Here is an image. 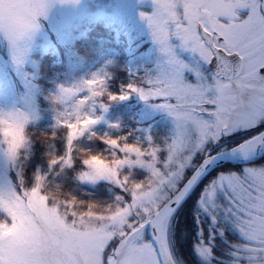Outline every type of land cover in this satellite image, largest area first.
<instances>
[{
    "label": "snow or ice",
    "instance_id": "snow-or-ice-1",
    "mask_svg": "<svg viewBox=\"0 0 264 264\" xmlns=\"http://www.w3.org/2000/svg\"><path fill=\"white\" fill-rule=\"evenodd\" d=\"M153 4L141 16L167 67L142 96L165 98L173 117L163 159L101 234L49 226L0 239V264H264V0Z\"/></svg>",
    "mask_w": 264,
    "mask_h": 264
},
{
    "label": "rangeland",
    "instance_id": "rangeland-1",
    "mask_svg": "<svg viewBox=\"0 0 264 264\" xmlns=\"http://www.w3.org/2000/svg\"><path fill=\"white\" fill-rule=\"evenodd\" d=\"M46 4L48 0H0V13L7 17V22L0 26V106L11 107L18 119L35 123L40 116L36 106L39 90L35 82L38 62L34 54L47 50L59 54L63 49L70 62L69 70L74 73L82 65L74 42L85 35L84 24L106 20L104 33L96 32L101 37L100 44L94 45V49L90 47L94 57L86 71L75 75L72 84L48 93L47 99L57 107L53 109L51 123L56 126L66 124L71 141L106 130L113 122L120 124V110L110 112L105 104L95 101L106 87L107 69L115 63L117 54L122 51L128 56L126 63L133 72L144 68L145 64L149 65V77H156L161 67H167L166 55L153 39L147 19L141 16V13L153 12V0H79L77 4L51 0L49 7ZM29 22H35L39 27L29 31ZM169 43L175 46L174 51L180 59L194 63L193 54L180 47L178 37L170 36ZM71 72L68 73L73 76ZM184 75L188 81L194 82L190 71L185 70ZM134 89L140 103L139 120L158 117L167 124L170 137L173 117L162 107L167 100L152 95L144 98L142 93L152 91L149 86ZM12 136L15 137V130ZM124 152L125 157L114 164L105 163L102 168L85 171L83 180L89 183L106 180L120 185L118 168L137 166L148 173L150 166L164 157V154L161 156L154 150L146 153V157L137 149L124 148ZM14 160L13 157L0 155V239L22 238L49 226L73 234H101L102 226L123 211L119 208L104 216H75L67 220L36 190L21 192L14 187L9 177ZM139 189L140 185L133 186L132 194L136 195Z\"/></svg>",
    "mask_w": 264,
    "mask_h": 264
},
{
    "label": "trees",
    "instance_id": "trees-1",
    "mask_svg": "<svg viewBox=\"0 0 264 264\" xmlns=\"http://www.w3.org/2000/svg\"><path fill=\"white\" fill-rule=\"evenodd\" d=\"M105 23L106 20H101L84 24L85 35L74 42L82 65L74 73L69 70L70 62L63 49L59 54L50 50L34 54L38 62L35 82L39 90L36 106L40 118L35 123H27L30 143L24 149H17L20 154L9 170L11 182L18 191L36 190L67 220L75 216L87 218V215L104 216L116 212L122 208L121 202L127 194H132L133 186L146 183L148 175L140 167L123 166L117 173L120 185L106 180L86 182L82 178L86 171L81 162L82 150L102 153L107 158L105 163L111 165L125 157L124 148L137 149L144 157L151 150L162 156L169 141L167 124L158 117L139 120L140 103L134 87L148 86L149 65L133 72L126 63L128 56L122 51L107 69L106 87L95 99L105 104L110 112L120 110V124L113 122L106 130L71 141L66 124L56 126L51 123L53 109L57 107L47 99L48 93L72 84L75 75L86 71L94 57L90 47L94 49V45L100 44L101 37L96 32L104 33ZM68 72L74 75L70 76ZM147 128L150 129L147 131ZM220 246L223 248L222 244Z\"/></svg>",
    "mask_w": 264,
    "mask_h": 264
},
{
    "label": "clouds",
    "instance_id": "clouds-1",
    "mask_svg": "<svg viewBox=\"0 0 264 264\" xmlns=\"http://www.w3.org/2000/svg\"><path fill=\"white\" fill-rule=\"evenodd\" d=\"M60 2L77 4L79 0H60ZM50 3L51 0H48L46 7H49ZM27 123V119H18L11 107L0 106V155L15 158L20 154L17 149H24L28 146L30 137L27 133ZM13 130H15V137L12 136ZM82 152L81 162L85 165L86 171L104 166L107 158L102 153L92 152L91 150H82ZM85 178L90 179L91 176Z\"/></svg>",
    "mask_w": 264,
    "mask_h": 264
},
{
    "label": "water",
    "instance_id": "water-1",
    "mask_svg": "<svg viewBox=\"0 0 264 264\" xmlns=\"http://www.w3.org/2000/svg\"><path fill=\"white\" fill-rule=\"evenodd\" d=\"M263 156H264V154H262V155L259 157V159H261ZM257 161H258V160H257ZM257 161H256V162H257Z\"/></svg>",
    "mask_w": 264,
    "mask_h": 264
},
{
    "label": "flooded vegetation",
    "instance_id": "flooded-vegetation-1",
    "mask_svg": "<svg viewBox=\"0 0 264 264\" xmlns=\"http://www.w3.org/2000/svg\"><path fill=\"white\" fill-rule=\"evenodd\" d=\"M262 159H264V157Z\"/></svg>",
    "mask_w": 264,
    "mask_h": 264
}]
</instances>
